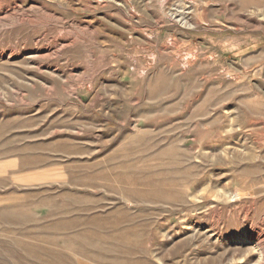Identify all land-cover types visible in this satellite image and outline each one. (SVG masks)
I'll return each mask as SVG.
<instances>
[{
    "label": "rangeland",
    "instance_id": "obj_1",
    "mask_svg": "<svg viewBox=\"0 0 264 264\" xmlns=\"http://www.w3.org/2000/svg\"><path fill=\"white\" fill-rule=\"evenodd\" d=\"M0 264H264V0H0Z\"/></svg>",
    "mask_w": 264,
    "mask_h": 264
},
{
    "label": "bare ground",
    "instance_id": "obj_2",
    "mask_svg": "<svg viewBox=\"0 0 264 264\" xmlns=\"http://www.w3.org/2000/svg\"><path fill=\"white\" fill-rule=\"evenodd\" d=\"M234 197H235V195H234ZM242 242V241H241Z\"/></svg>",
    "mask_w": 264,
    "mask_h": 264
}]
</instances>
